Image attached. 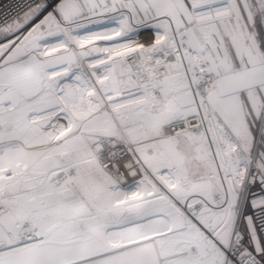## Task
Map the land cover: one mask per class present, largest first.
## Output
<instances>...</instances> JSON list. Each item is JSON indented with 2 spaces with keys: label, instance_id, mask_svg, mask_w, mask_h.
Listing matches in <instances>:
<instances>
[{
  "label": "snow or ice",
  "instance_id": "snow-or-ice-1",
  "mask_svg": "<svg viewBox=\"0 0 264 264\" xmlns=\"http://www.w3.org/2000/svg\"><path fill=\"white\" fill-rule=\"evenodd\" d=\"M0 264H264V0H0Z\"/></svg>",
  "mask_w": 264,
  "mask_h": 264
}]
</instances>
